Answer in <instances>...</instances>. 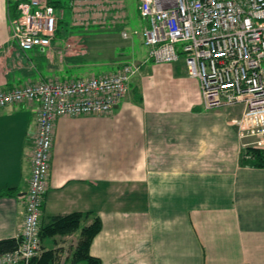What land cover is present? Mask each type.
<instances>
[{
  "label": "crops",
  "instance_id": "crops-1",
  "mask_svg": "<svg viewBox=\"0 0 264 264\" xmlns=\"http://www.w3.org/2000/svg\"><path fill=\"white\" fill-rule=\"evenodd\" d=\"M125 1V19L110 21L107 31L127 41L122 64L139 68L109 114L56 119L40 225L75 212L98 217L89 254L100 264H264V168L240 163L232 120L241 107L204 110L181 55L154 63L139 29L132 32L138 43L132 40L127 26L139 16L138 0L130 9ZM11 6L0 0V91L121 67L117 50L88 62L74 39L57 36L58 23L49 48L22 53L10 41ZM74 23L71 35L87 29ZM105 65L109 72L92 67ZM70 70L78 76H67ZM37 111L34 101L0 108V240L21 229ZM42 246L64 251L59 237Z\"/></svg>",
  "mask_w": 264,
  "mask_h": 264
},
{
  "label": "built area",
  "instance_id": "built-area-1",
  "mask_svg": "<svg viewBox=\"0 0 264 264\" xmlns=\"http://www.w3.org/2000/svg\"><path fill=\"white\" fill-rule=\"evenodd\" d=\"M5 1L7 9L12 5L18 12L8 16L13 45L22 53L49 48L58 23L51 0ZM83 4L98 7L106 21L102 26L110 23L109 16L113 22L125 19L123 0H71L72 13ZM138 11L145 22L139 35L148 58L173 63L181 55L187 74L198 81L202 108L240 106L232 123L241 149L264 148V0H138ZM121 35L127 38L125 31ZM135 71L124 64L107 74L39 79L0 91V108L38 103L19 243L0 254V264H29L39 251L56 119L109 114L128 93Z\"/></svg>",
  "mask_w": 264,
  "mask_h": 264
},
{
  "label": "rangeland",
  "instance_id": "rangeland-1",
  "mask_svg": "<svg viewBox=\"0 0 264 264\" xmlns=\"http://www.w3.org/2000/svg\"><path fill=\"white\" fill-rule=\"evenodd\" d=\"M54 2H57V3H55L56 4L55 15L59 20V22H58V33H57L58 37L69 35V37H70L69 39H74L73 40V47L78 49V50L85 49L84 55L88 58L90 57L87 60L88 62H97L96 60H94V55L106 56V55H110L111 53L116 55L117 51H120V54L116 55L117 57L119 56V58L116 59L115 62L118 61L120 66L123 65L122 63L126 60L125 59L126 54L121 53V51L124 49L125 52L127 53L126 50L129 49V46H127L128 45L127 41L123 40L119 34L116 36H112L111 33L109 31H107V29H108L107 24H110V23L105 24L104 25L105 27H101L102 25H100V24L106 23V21H104V22L101 21L103 19V17L101 14H99L100 11L97 10L98 7L91 5V4H86V5L83 4L82 6H79L78 9L74 11V13H72L71 5H70L71 0H55ZM136 2H137V0H136ZM125 3H127L128 7L130 9L131 4H134L135 0H126ZM57 4H59V5H57ZM129 16H130V13H129ZM108 19L110 21L113 20L112 16H109ZM132 20H133L132 24L130 26H127V31L131 37H133V34H132L133 30L136 28L141 30V27L143 25V21H141L139 16H137L136 14L132 17ZM139 20H140V24H138ZM71 21L75 22L74 24H76V25H81L80 26L81 28L84 27V29L85 28H87V29H85L82 32H79L77 35H71V34H73L72 32H71V34H69ZM77 22H82V24H78ZM90 30H91V32H90ZM76 39H80L81 42L83 41L82 44L85 47L81 48L79 42H77ZM133 39L136 43H138V40H137L138 37L135 36L132 38V40ZM109 43H112V44L115 43L118 46L117 48L119 50L114 47L115 51L112 52V49H114V48L111 45H109ZM121 48H122V50H121ZM100 49H103V51H105V53H101L99 51ZM94 52H95V54H94ZM128 52H130V50H128ZM95 66H98V65H95ZM95 66H92V67L95 71H97V73L98 72L99 73L100 72H109V70H110L109 65L100 66V67H95ZM136 67H137L136 68V71H137L139 66L137 65ZM100 69H101V71H100ZM76 72H77L76 70H70V71H66L65 74L67 76L75 77V76H78V74ZM234 119H236V118H234ZM241 152H242V150H241ZM240 156H241V153H240ZM244 157H245V155H244ZM59 239L64 244V251H63V253L59 254L58 264H62L64 262L67 263V261H69V254L75 246L76 236H74V235L72 236V234L68 235V236L67 235L66 236H59Z\"/></svg>",
  "mask_w": 264,
  "mask_h": 264
},
{
  "label": "trees",
  "instance_id": "trees-1",
  "mask_svg": "<svg viewBox=\"0 0 264 264\" xmlns=\"http://www.w3.org/2000/svg\"><path fill=\"white\" fill-rule=\"evenodd\" d=\"M56 2L51 0V4L55 7ZM18 15L14 8L12 16ZM245 155V157H244ZM240 163L247 164L257 168H264V148L250 147L242 150ZM6 193H2L3 195ZM89 217L92 222L85 224ZM101 223L98 217L91 213H70L66 215H56L50 217L46 224L40 225L39 239L40 247L38 253L33 256L29 264H58L59 249L45 248L42 242L46 239L68 236L76 232L79 233L77 243L69 254V261L62 264H100V260L89 254V247L94 236L100 231ZM19 243V239H3L0 240V254L14 250Z\"/></svg>",
  "mask_w": 264,
  "mask_h": 264
}]
</instances>
